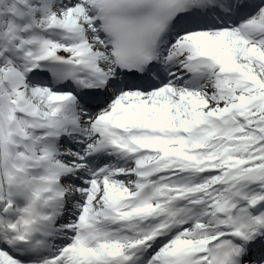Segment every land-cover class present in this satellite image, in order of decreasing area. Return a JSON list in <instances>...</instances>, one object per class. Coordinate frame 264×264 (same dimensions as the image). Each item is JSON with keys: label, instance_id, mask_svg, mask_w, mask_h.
I'll return each mask as SVG.
<instances>
[{"label": "snow or ice", "instance_id": "6c2138e0", "mask_svg": "<svg viewBox=\"0 0 264 264\" xmlns=\"http://www.w3.org/2000/svg\"><path fill=\"white\" fill-rule=\"evenodd\" d=\"M0 264H264V0H0Z\"/></svg>", "mask_w": 264, "mask_h": 264}]
</instances>
